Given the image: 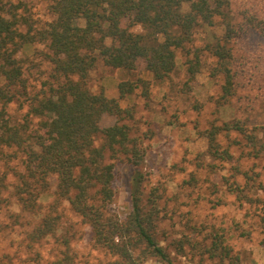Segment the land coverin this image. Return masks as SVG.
Here are the masks:
<instances>
[{
  "label": "trees",
  "instance_id": "1",
  "mask_svg": "<svg viewBox=\"0 0 264 264\" xmlns=\"http://www.w3.org/2000/svg\"><path fill=\"white\" fill-rule=\"evenodd\" d=\"M185 2L188 10L183 11ZM22 8L20 1L0 0V153L20 164L13 173L10 194L21 210L38 209L50 179L55 194L49 210L27 235V245L57 234L56 210L62 200L88 225L93 245L114 257L109 264H140L148 257L173 264L157 237L155 203L146 209L141 204V175L135 177L130 210L120 216L110 209L113 159L124 158L137 166L143 158L141 138L131 135V126L122 122L133 118V107L120 106L119 99L138 87L148 95L149 80L119 81L114 98L88 86L91 71L99 61L128 71L141 62L152 79L163 80L175 67L176 51L189 46L187 85L204 64L201 56L206 52L214 58L206 64L210 78L221 80L218 106L233 100L236 111L251 112L257 100L264 101V0H52L48 9L53 17L43 28L31 31L21 29ZM214 17L220 19L222 35L194 46L196 28L213 25ZM34 41L46 43L43 56L49 67L42 86L30 93L24 63ZM18 100L25 102L26 111L12 120L5 108ZM104 114L114 115L116 121L101 126ZM231 132L240 138L230 137ZM198 133L206 139L213 159L233 162L232 148L241 150L232 167L234 178H224L225 190L249 202L256 197L247 189L264 192V173L250 172V167L244 169L239 163L240 157L256 165L264 162V125L239 119L221 125L212 121ZM237 176L244 179L242 185ZM2 180L0 176V208L6 201ZM241 233L249 236L248 230ZM207 237L206 245L187 243L214 264L238 263V252L223 233L212 231L202 240ZM61 241L68 245L66 237ZM49 264L75 263L66 249Z\"/></svg>",
  "mask_w": 264,
  "mask_h": 264
},
{
  "label": "rangeland",
  "instance_id": "2",
  "mask_svg": "<svg viewBox=\"0 0 264 264\" xmlns=\"http://www.w3.org/2000/svg\"><path fill=\"white\" fill-rule=\"evenodd\" d=\"M14 1L24 5V9L20 10L25 17L21 26L23 31L41 29L53 17L48 9L52 0ZM182 10H188L187 2L182 4ZM222 33L220 19L214 17L213 25L196 28L194 46H202ZM188 47L176 51L175 67L163 80L152 79L141 62L136 69L128 71L99 61L91 71L88 86L94 91L102 89L108 97L114 98L118 97L116 85L119 81H135L139 77L149 80L148 95L144 96L143 88L138 87L132 94L119 99L120 106L133 107V118L122 122L131 126V135L141 138L143 158L137 166L124 158L113 159L114 195L110 209L120 216L130 210L138 173L142 177L138 183L141 204L146 209L152 201L155 203L157 237L166 247L173 264H214L206 255L201 257L198 254L200 250L190 244L192 241L208 244L209 237L202 239L212 231L223 233L226 242L238 252L237 264H264V192L247 189L250 196L256 197L249 202L248 198L239 200L225 190L224 178L229 181L234 178L231 176L232 167L237 163L241 150L238 146L232 148L233 162L213 159L207 152L206 139L198 133L212 121L221 125L225 121L239 119L247 124L264 125V101L257 100L251 112L236 111L233 100L229 105L218 106L216 97L221 80L219 76L210 78L206 64L213 63L214 58L206 52L201 56L204 64L199 67L190 86L187 85ZM46 51L45 42L34 41L24 63L28 68L26 83H29L27 89L30 93L42 86L48 74L49 65L43 56ZM248 92L251 95L252 91ZM198 105H201L200 108H197ZM25 111V102L20 100L7 103L5 108L12 120L20 119ZM115 121L114 115L104 114L100 125L104 127ZM230 137L240 138L236 132H231ZM4 151L9 152L10 149ZM253 162L248 157L239 158L242 168L250 167V172L259 170L263 175L264 162L260 161L257 165ZM19 167L17 159L0 153V176L6 186L2 190L6 201L0 208V264H49L66 249L75 264H109L114 257L93 245L88 225L62 200L56 210L59 216L57 234L31 247L27 245V235L55 201L54 182L49 180L36 211L21 210L10 194L13 173ZM236 178L239 184L244 183L241 176ZM243 230H248L249 236L242 234ZM65 237L67 246L61 241ZM189 240L191 242L187 243ZM180 242H183V247ZM140 264L166 263L148 257Z\"/></svg>",
  "mask_w": 264,
  "mask_h": 264
}]
</instances>
